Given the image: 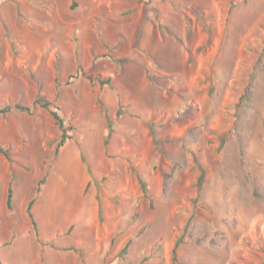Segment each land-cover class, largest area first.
<instances>
[{
    "label": "rangeland",
    "instance_id": "obj_1",
    "mask_svg": "<svg viewBox=\"0 0 264 264\" xmlns=\"http://www.w3.org/2000/svg\"><path fill=\"white\" fill-rule=\"evenodd\" d=\"M16 105L0 264H264V0H0V108ZM50 111L72 127L57 154ZM45 186L61 228L32 209L38 241L26 206Z\"/></svg>",
    "mask_w": 264,
    "mask_h": 264
},
{
    "label": "trees",
    "instance_id": "obj_2",
    "mask_svg": "<svg viewBox=\"0 0 264 264\" xmlns=\"http://www.w3.org/2000/svg\"><path fill=\"white\" fill-rule=\"evenodd\" d=\"M75 7V4L73 3L70 7V9L72 10ZM106 82H108V80H106ZM49 106V104L44 103L42 104V107L47 108ZM11 109H15V110H19V111H28L29 108L28 107H24V106H19L16 105L14 107H3L0 108V114H6L8 112L11 111ZM50 114L52 116V118L54 119L55 124L58 126L59 130H60V139L56 145L55 148V153L57 154L59 149L66 143V141L70 138V135H68V132H70L72 130V127L68 126V127H64V122L63 119L54 111H50ZM107 128H108V134L111 131V123L110 121L107 119ZM0 153L7 159L9 160V156H8V152L6 149H4L3 147L0 146ZM193 163H194V167H196L199 171H200V175L197 178L196 181V188H197V192L198 195L201 193V189H202V185H203V177H204V171L203 169H201V165L200 163L197 161L196 157H193ZM12 197H13V192H12V188L9 185L8 189H7V195H6V207L7 210H11L12 209ZM33 200L29 201L27 206H26V215L30 220L31 226L34 230V234L35 237L39 240V231L37 228V222L32 214V206H33ZM101 212V209H99V214ZM189 225V221H187V223L185 224V226L183 227L181 234L179 235L178 239L175 242V245L173 247L172 253H173V261L176 262L177 257H176V252L177 249L179 248V246H181L184 243V238L186 237V234L188 232V226ZM130 241H128L126 243V245L123 247L121 252H125L126 248L128 247Z\"/></svg>",
    "mask_w": 264,
    "mask_h": 264
},
{
    "label": "crops",
    "instance_id": "obj_3",
    "mask_svg": "<svg viewBox=\"0 0 264 264\" xmlns=\"http://www.w3.org/2000/svg\"><path fill=\"white\" fill-rule=\"evenodd\" d=\"M67 142L68 141H66V143ZM66 143L64 146L65 148H66ZM60 157L62 158V152H61V156H59V160L61 159ZM45 190H46V186L43 187L39 195L36 197L35 201L33 202L32 209H33V214L36 216V218H38L41 227L44 230H46L45 232L49 231L50 233H53L57 229L61 228V226L56 223V218L58 215L62 214V212L59 210L56 211V209L52 206L51 200L48 196L49 191L47 190L45 192ZM64 217L67 220V222H74L77 219H79V215L77 211L72 213L71 207L69 209H65Z\"/></svg>",
    "mask_w": 264,
    "mask_h": 264
}]
</instances>
